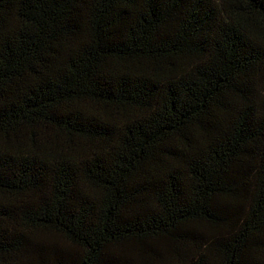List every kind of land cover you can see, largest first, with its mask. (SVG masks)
Masks as SVG:
<instances>
[{
  "label": "trees",
  "instance_id": "trees-1",
  "mask_svg": "<svg viewBox=\"0 0 264 264\" xmlns=\"http://www.w3.org/2000/svg\"><path fill=\"white\" fill-rule=\"evenodd\" d=\"M0 264H264V0H0Z\"/></svg>",
  "mask_w": 264,
  "mask_h": 264
}]
</instances>
